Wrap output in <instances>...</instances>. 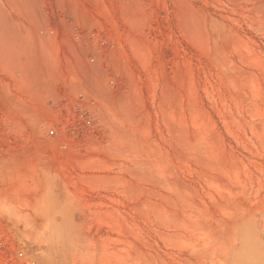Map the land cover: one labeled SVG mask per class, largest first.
Segmentation results:
<instances>
[{"label": "rangeland", "instance_id": "obj_1", "mask_svg": "<svg viewBox=\"0 0 264 264\" xmlns=\"http://www.w3.org/2000/svg\"><path fill=\"white\" fill-rule=\"evenodd\" d=\"M52 25L105 31L95 122L47 137L0 56V234L39 264H264V0H0V47Z\"/></svg>", "mask_w": 264, "mask_h": 264}, {"label": "built area", "instance_id": "obj_2", "mask_svg": "<svg viewBox=\"0 0 264 264\" xmlns=\"http://www.w3.org/2000/svg\"><path fill=\"white\" fill-rule=\"evenodd\" d=\"M48 32L51 38L45 46L44 55L47 62L52 63V70L42 69L41 77L45 84L33 93L43 100L42 108L52 113L47 137L65 142L83 136L94 126L92 112L98 106L85 79L92 76L88 66L108 56L110 44L103 27L75 26L70 29L68 26L52 25ZM110 84L115 89L116 79ZM0 264L39 262L0 234Z\"/></svg>", "mask_w": 264, "mask_h": 264}, {"label": "crops", "instance_id": "obj_3", "mask_svg": "<svg viewBox=\"0 0 264 264\" xmlns=\"http://www.w3.org/2000/svg\"><path fill=\"white\" fill-rule=\"evenodd\" d=\"M5 55L15 58L16 61L19 60L20 62H22V66L24 67V69H26L25 73L22 74L24 80H26V81L38 80V81L34 82V85L36 88L42 87L45 84L42 80V77H41L42 76V73H41L42 70L41 69H44L46 67L44 65H46V63H47V60H46L44 54H42V53L36 54V52H33V54H32L31 51H29L28 49H21L19 47H15V46L10 47V45H8L7 47L6 46L0 47V56H5ZM32 68H37L38 71H31L30 69H32ZM26 90L27 89H25L24 91L26 92ZM24 106L26 107L29 105H27L25 103ZM31 109H34V108L33 107L30 109L24 108V112H27Z\"/></svg>", "mask_w": 264, "mask_h": 264}]
</instances>
